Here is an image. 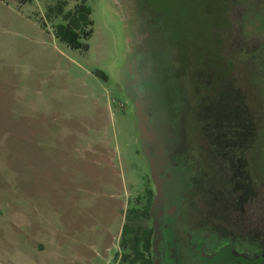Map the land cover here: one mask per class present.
I'll return each mask as SVG.
<instances>
[{
  "label": "rangeland",
  "instance_id": "obj_1",
  "mask_svg": "<svg viewBox=\"0 0 264 264\" xmlns=\"http://www.w3.org/2000/svg\"><path fill=\"white\" fill-rule=\"evenodd\" d=\"M61 1L83 0H0V264H124L147 187L154 264H182L187 199L237 251L262 239L264 0H230L210 46L190 0H85L88 50L57 36Z\"/></svg>",
  "mask_w": 264,
  "mask_h": 264
},
{
  "label": "trees",
  "instance_id": "obj_2",
  "mask_svg": "<svg viewBox=\"0 0 264 264\" xmlns=\"http://www.w3.org/2000/svg\"><path fill=\"white\" fill-rule=\"evenodd\" d=\"M229 2L230 0H190L192 11L195 10V6L197 9L201 6L207 24L212 27L207 38L208 46L220 36L223 22L227 20L230 23L227 11ZM64 5L66 2L61 1L57 6V12L52 13L55 10L52 9L51 14H48L51 20L61 17V22L56 25L57 36L72 49L88 50L86 41L93 34L92 8L85 0L69 11L63 10ZM213 52L216 51H208L207 58L209 54L213 55ZM207 60L209 62V58ZM100 75L107 77L104 73ZM153 200L154 190L147 187L144 196L137 198L136 204L127 210L120 242L124 264H154L152 258L154 229L149 225Z\"/></svg>",
  "mask_w": 264,
  "mask_h": 264
},
{
  "label": "flooded vegetation",
  "instance_id": "obj_3",
  "mask_svg": "<svg viewBox=\"0 0 264 264\" xmlns=\"http://www.w3.org/2000/svg\"><path fill=\"white\" fill-rule=\"evenodd\" d=\"M249 151L250 155L248 157V160L251 161L250 180L253 186L252 204L256 205L257 189L262 185V182L264 183V181H261L263 180V178H260L257 169L258 167H260L263 170L262 173L264 174V165H262L261 163H256V149L247 150L246 152L249 153ZM184 175L192 186L197 187L194 182L188 179L185 173ZM197 188H200V186H198ZM192 204V199L191 201L187 199L183 208V210L187 211V216H184L182 212L179 214V220H181V218L188 219L187 221L190 227L194 226L195 223V227L190 228V231H185V246L181 259L182 264H254V262L258 264L264 263V235H262L261 239L257 234V229L253 231V233H255L254 235H241L242 237L248 238L249 241L247 239L245 240L248 241L249 245L247 248L245 246L243 247V249L245 250L237 251L233 239L239 233L226 234L225 230L223 228H220L221 226H219V221L216 224L214 221L212 223H209V221L202 220L199 224V221L197 219L195 220V218L192 217L193 211L189 210L190 208L193 209ZM176 220V218L173 220V224L177 223ZM176 225H179L180 231H182L183 223H181L180 221V224ZM206 225H209V227H207ZM251 245L253 248L251 247ZM152 258L154 262L153 248Z\"/></svg>",
  "mask_w": 264,
  "mask_h": 264
}]
</instances>
